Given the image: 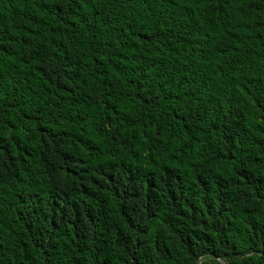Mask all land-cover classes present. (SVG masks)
Listing matches in <instances>:
<instances>
[{"label": "trees", "instance_id": "obj_1", "mask_svg": "<svg viewBox=\"0 0 264 264\" xmlns=\"http://www.w3.org/2000/svg\"><path fill=\"white\" fill-rule=\"evenodd\" d=\"M0 264H264V0H0Z\"/></svg>", "mask_w": 264, "mask_h": 264}]
</instances>
